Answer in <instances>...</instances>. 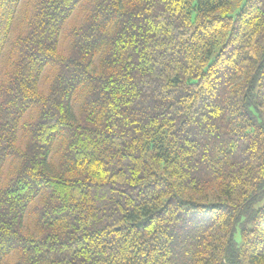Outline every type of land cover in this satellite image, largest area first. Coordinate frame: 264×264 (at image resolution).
Masks as SVG:
<instances>
[{"label": "trees", "instance_id": "obj_1", "mask_svg": "<svg viewBox=\"0 0 264 264\" xmlns=\"http://www.w3.org/2000/svg\"><path fill=\"white\" fill-rule=\"evenodd\" d=\"M0 264H264V0H0Z\"/></svg>", "mask_w": 264, "mask_h": 264}, {"label": "rangeland", "instance_id": "obj_2", "mask_svg": "<svg viewBox=\"0 0 264 264\" xmlns=\"http://www.w3.org/2000/svg\"><path fill=\"white\" fill-rule=\"evenodd\" d=\"M82 20V9H77L71 17L67 20L65 23L62 31H61V36H60V41L59 44L62 48L67 47L68 45V39L66 37V33L70 29L71 26L78 24Z\"/></svg>", "mask_w": 264, "mask_h": 264}]
</instances>
